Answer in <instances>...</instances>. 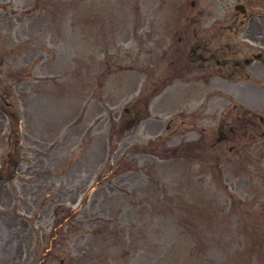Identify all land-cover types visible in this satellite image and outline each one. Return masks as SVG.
<instances>
[{"label":"rangeland","instance_id":"1","mask_svg":"<svg viewBox=\"0 0 264 264\" xmlns=\"http://www.w3.org/2000/svg\"><path fill=\"white\" fill-rule=\"evenodd\" d=\"M191 1L0 0V264H264V79L164 89L155 63L264 4Z\"/></svg>","mask_w":264,"mask_h":264},{"label":"flooded vegetation","instance_id":"2","mask_svg":"<svg viewBox=\"0 0 264 264\" xmlns=\"http://www.w3.org/2000/svg\"><path fill=\"white\" fill-rule=\"evenodd\" d=\"M255 2L256 6L264 4V0H255ZM190 4L193 6L195 1L192 0ZM236 6H240L243 9L246 7L245 3L240 1L234 5V7ZM235 12L236 14L233 17L222 16L217 27H214L212 24L208 27H203L199 21L200 19L197 17L193 18L191 22L192 26L190 33L181 34V32L178 35H173L174 33H172L170 35L173 36L170 37L169 40V36L159 37L158 40L166 39L167 42H161L162 51L156 53L155 63L160 64L161 60L165 61L168 59V65L174 67L171 69L174 70L173 73L171 70H169V72L171 71V74L169 72L163 73L159 79V85L174 86L177 80L184 83V76L173 75L176 71H183L185 73L199 72L200 78H194L195 81L200 80L202 84L212 83V81H215L214 86L222 89L221 86L224 85V76L229 75L228 67L232 68V73H240L238 71H243L245 67H249V70L252 69L254 75L260 74L264 79V13L257 11L254 17L252 14L249 16L245 10L241 19L239 18L240 14L237 13V11ZM229 18H231L230 21H228ZM246 18L250 19V21L247 22V26V23H244V19ZM238 25H241L240 27L242 28L245 27L244 34L241 37V40L243 41L240 43L234 41L233 37H230V33H226L224 31L231 30L235 34L239 30ZM148 43L150 44V40ZM243 46L247 47L244 52ZM242 52L243 55L241 56ZM149 53L150 48L147 49V54ZM203 72L206 73L204 74ZM215 73L218 74L219 77H222L223 81H216V78L214 77ZM168 75L173 76L171 81L168 80ZM248 80L249 78L247 77L242 80H238L237 82L247 83ZM236 86L235 88L237 90L239 89L237 92L238 95L242 94L245 97L253 96L254 93H251V91L254 90L253 88L255 87L250 86V89L244 87L241 90L240 86H238L239 88ZM260 98H262L261 94L258 95L256 101H260ZM245 110H243V114L246 113ZM247 115H250L249 122L256 121V114L248 112ZM258 120L260 122H264V118L262 116H259ZM223 127L224 124L221 123L217 140L222 138L226 139L228 136L223 131ZM248 128H250V126H248ZM229 129L233 130L231 126H229Z\"/></svg>","mask_w":264,"mask_h":264}]
</instances>
